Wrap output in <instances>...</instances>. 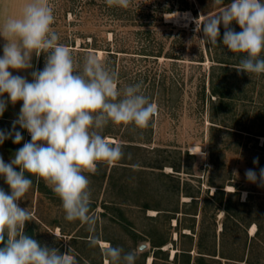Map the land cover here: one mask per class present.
<instances>
[{
  "label": "rangeland",
  "instance_id": "rangeland-1",
  "mask_svg": "<svg viewBox=\"0 0 264 264\" xmlns=\"http://www.w3.org/2000/svg\"><path fill=\"white\" fill-rule=\"evenodd\" d=\"M89 2L92 1L48 0L55 17L52 28L57 27L63 34L68 35L70 40H75V48L70 49H81L83 43L95 38L102 49H106L110 44L114 52L127 50L130 54L116 53V70L123 69L130 72L129 77L132 78L136 73L141 72L139 83L143 85L142 89L164 87L172 91L173 99L176 100L174 109L161 104L154 120L150 121L147 128H143L145 134L147 133L145 139L135 136L141 139V144H135L140 145L142 149L132 151L122 149L124 156L119 162L131 159L138 165L161 164L164 161L172 164L178 162L175 153L180 151L181 173L177 174L180 175V187L183 186V181L187 180L193 186L199 185L203 191L208 188L210 182L223 185L226 192L239 189L240 200H245L248 194H251L253 206L264 209V185L259 182H248L245 176L248 169H253L259 174L261 165L264 164V153L254 147V142L248 141L245 134L230 135L226 130L212 127L214 124L210 116L208 93L210 67L213 63L206 49L207 43L202 41L203 31L196 30L195 21L199 19L198 23H202L206 18L218 14L222 5H217L215 0H130L127 8L113 5L115 10L113 15L106 0H95L93 4ZM176 12H189L192 16L191 20L184 24L181 20L174 21L167 18ZM231 27L236 32L242 31L235 22ZM148 30L149 33H145ZM146 45L154 48L162 46L163 53L172 54L173 58H166L163 54L157 61H154V58L139 61L141 56L134 53H138V50ZM86 52L89 53L85 54H93L102 62L107 56L104 50L87 49ZM230 53L232 52L226 47L219 51V55L222 56ZM240 54L242 57L246 55ZM201 56L204 61L202 63L198 62ZM211 56L214 57L213 50ZM39 57L33 53L31 61L33 68L26 70V78L29 81L32 79L31 72L38 68ZM146 75L145 81L143 78ZM164 79L165 84L162 86L161 81ZM118 83L121 85V90L127 86L123 79L118 78ZM253 83L257 85H252ZM261 84H264V78H259V75L247 77L245 82L240 83L239 89L242 91L247 92L251 88H254V91L248 93L247 96L250 98L237 105V112L243 116L248 115L247 123H254L255 130L264 132V109L259 110L264 108V89ZM203 88H205L204 100ZM4 98L7 99L6 93ZM21 104L22 101L14 105L8 103L6 111L0 117V130H11L12 121L17 118ZM127 126L110 122L101 134L104 132V137L121 144L125 140ZM17 130L24 137L20 144H14L8 139L0 145V156L6 163L10 162L18 148L31 139L29 133L20 129L18 125ZM146 139L147 141H143ZM262 142L264 137H259L258 145L260 146ZM193 147L197 148V152L193 151ZM185 151L189 154L201 151L204 155L197 154L194 158H188L184 154ZM211 153L214 163L211 160ZM256 158L258 164L253 163ZM123 166L116 162L112 164L101 162L95 174L85 173L90 179L91 205L95 204L91 214L97 218L92 226L82 224L79 220L67 221L62 201L53 193L51 187L43 179L30 176L33 184L18 202L20 207L28 208L33 214L32 219L25 225V233L42 245L58 248L62 253L71 247L72 251L83 254L87 260L84 259L78 264H99V262L105 264L101 249L110 244L108 240L125 244L130 250L142 248L139 255L148 253L145 264H149L148 260L152 257L153 249L141 234L154 231L170 242L174 241V244L168 243L162 249L167 251L168 262L172 263L177 239L173 228L175 222L172 221V227H169L163 216L159 219L150 218L156 216L158 211L144 212L136 205L146 201L158 208L172 207L176 203L175 172L170 167H163L161 171L158 169L152 171L149 168L141 171L139 169L142 168L135 166L133 167L135 169ZM188 168L191 169L187 171ZM16 170L19 171V168ZM186 172L193 173V176L199 179H192ZM132 187L136 188V194H132ZM0 188L10 192L3 177H0ZM166 188L169 190H165ZM213 190L211 188L210 193ZM184 201L189 199L182 196L180 203ZM116 202L125 218L121 224L111 217L113 209L104 208V205L113 208V203ZM221 218L222 213L217 217V232L221 229ZM198 222L199 218L197 225ZM255 229V226H251L248 235L252 236ZM81 236H85L87 242L81 241ZM94 237L98 238L97 244L90 246V240ZM73 238L78 240L73 241ZM159 264L165 262L162 260Z\"/></svg>",
  "mask_w": 264,
  "mask_h": 264
},
{
  "label": "clouds",
  "instance_id": "clouds-1",
  "mask_svg": "<svg viewBox=\"0 0 264 264\" xmlns=\"http://www.w3.org/2000/svg\"><path fill=\"white\" fill-rule=\"evenodd\" d=\"M106 3L127 8L130 0ZM215 3L222 5L218 14L202 23L195 21L196 30L203 31L202 41L220 45L223 25L222 44L229 52L246 54L237 71L264 74V0ZM54 20L48 0H30L19 17H9L0 25V37L6 41L0 56V117L9 102L22 101L11 130H0V145L8 139L21 143L24 137L17 125L31 137L10 162L0 156V177L10 188V192L0 188V264H78L71 247L62 253L25 233L33 214L18 202L33 184L30 176L51 187L62 201L67 221L92 226L97 218L91 214L90 179L85 173L95 174L99 163L112 164L124 156L122 146L104 137L102 130L110 122L147 128L158 113L141 83L127 85L121 92L116 73L95 55H86L82 67L78 66L71 49L58 42L51 27ZM233 22L242 31L236 32ZM33 53L45 54V64L42 70L31 72V81L9 71L33 68ZM197 154L204 155L201 151L193 155ZM258 162V158L253 161ZM245 176L248 182L264 185V168L259 174L248 169ZM97 239L92 238L90 246ZM142 250L125 251L111 244L101 249L105 264H136Z\"/></svg>",
  "mask_w": 264,
  "mask_h": 264
},
{
  "label": "trees",
  "instance_id": "trees-1",
  "mask_svg": "<svg viewBox=\"0 0 264 264\" xmlns=\"http://www.w3.org/2000/svg\"><path fill=\"white\" fill-rule=\"evenodd\" d=\"M89 4H93L95 0H90ZM231 0H224V4L230 3ZM109 6V5H108ZM115 15V10L112 6H109ZM52 27V26H51ZM54 31L59 36V43L68 46L69 48H75V40H70L68 35L63 34L58 28L54 27ZM148 30L145 33H149ZM224 28L220 27V37L218 38L220 45L215 46L206 45L207 52L213 65L210 67V88L208 93V101L210 105L211 121L214 124V128L219 130H226L230 135L235 133L239 136L246 135L248 141H253V146L264 153V142L259 146V137H264V132L255 130L254 123H247L248 115H241L237 111V105L248 99V93H253V89L242 91L239 89V85L242 81L245 82L246 78H252L257 74H247L238 72L236 67L238 66L242 55L240 53H230L228 55H219V51L225 46L222 44ZM80 46L81 49L71 50L74 60L78 66L82 67V62L87 54V49L94 51L104 50L106 51V57L104 60L105 66L112 72L116 73L119 79H123L126 85H134L141 82V72L136 73L135 76L129 77L130 72L123 69L117 71L116 53L130 54L127 50H121L114 52L110 44L106 49H102L98 40L91 38L90 42H85ZM84 50V51H83ZM211 50L214 51V57L211 56ZM139 61H146L150 58H154L157 61L161 58L163 53L162 46L154 48L150 45H146L138 50ZM222 54V53H221ZM166 58L171 57L172 54H164ZM77 56V57H75ZM178 59V58H174ZM198 62L202 63L203 57L201 56ZM45 64V54H41L38 61L37 70H42ZM117 78V81H118ZM147 75L143 78L146 81ZM155 78V77H154ZM153 78V80H154ZM259 78H264V74H259ZM165 79L161 81V85L164 86ZM252 85H257L253 83ZM264 89V84H261ZM118 88L121 90V85L118 83ZM143 88V85H142ZM122 92V90H121ZM142 92L150 98V102H155L157 108H161V104L168 105L171 109L175 108L173 99L174 94L169 89L160 87L155 89L154 87L149 89H142ZM205 88L202 89V99L204 100ZM211 98H214L212 100ZM250 98V97H249ZM176 104V103H175ZM264 108H259L262 110ZM135 127V128H134ZM124 135V141L120 144L122 149L125 150H140L142 147L135 143L141 144V139L135 138V136L145 139V131L143 128H138L134 125H128ZM104 135V132L102 133ZM118 137L116 134H112ZM143 141H147L143 140ZM175 154L178 156V162L168 163L162 162L161 164H135L131 159H127L123 162L116 161L117 164L124 165L130 169L138 167L143 171L145 168L155 170H162L163 167H170L175 172V179L177 184L174 185V194L176 195V203L171 207L158 208L152 206L148 202H143L139 206L142 211L155 210L158 211L156 216L150 217L151 219H159L165 217V222L171 226V222L174 221L173 226L177 239L175 241V253L173 255V262H168V253L162 250L168 243L174 244V241H169L163 236H159L157 232L147 231L142 232L141 236L144 237L151 245L153 254L150 264H159L160 261H164L165 264H264V209H259L253 206L251 194H248L245 200H240V190L226 192L223 185L208 184V188L203 191L201 187L193 186L189 181L184 180L183 186L180 187V175L181 166L180 158L181 152L178 151ZM188 158H194L195 155L189 154L188 151L184 152ZM211 160L214 163L213 154L211 153ZM99 164L97 166V169ZM264 168V164L261 165ZM191 168H188L189 171ZM192 179H199L193 176V173L186 172ZM199 181V180H197ZM213 188V192L210 193V189ZM136 188H131L132 194H136ZM165 190H169L166 188ZM188 198L189 201L180 203L181 197ZM135 201V200H134ZM136 202V201H135ZM118 202L113 203V209L111 217L118 223L125 221L124 214L119 208ZM95 209V204L91 205V210ZM222 213L221 229L218 230V215ZM197 218H199L198 225L196 224ZM27 223V222H26ZM251 226H255V232L252 236L248 235V229ZM30 231V230H29ZM31 235L32 232L30 231ZM73 241L78 240L76 238ZM81 241H85V236H81ZM112 246H122L125 251L130 249L125 244H117L113 240H108ZM78 262L86 259L83 254L72 251ZM148 258V253L140 254V261L137 259L136 264H145V260ZM101 264V262H99Z\"/></svg>",
  "mask_w": 264,
  "mask_h": 264
},
{
  "label": "crops",
  "instance_id": "crops-1",
  "mask_svg": "<svg viewBox=\"0 0 264 264\" xmlns=\"http://www.w3.org/2000/svg\"><path fill=\"white\" fill-rule=\"evenodd\" d=\"M30 0H0V25L9 17H19L22 13L24 6ZM6 41L0 37V56L3 55V45ZM13 75H21L27 77L26 70H13L9 69Z\"/></svg>",
  "mask_w": 264,
  "mask_h": 264
},
{
  "label": "bare ground",
  "instance_id": "bare-ground-1",
  "mask_svg": "<svg viewBox=\"0 0 264 264\" xmlns=\"http://www.w3.org/2000/svg\"><path fill=\"white\" fill-rule=\"evenodd\" d=\"M191 17L192 16H191V14L189 12H176L175 15L174 14L173 15H169V17H167V18L172 19L174 21L181 20L185 24V23H188L191 20ZM192 149H193V151L197 152V148L193 147ZM252 230H254V228ZM151 260L152 259L149 258V260H148L149 264H150Z\"/></svg>",
  "mask_w": 264,
  "mask_h": 264
}]
</instances>
